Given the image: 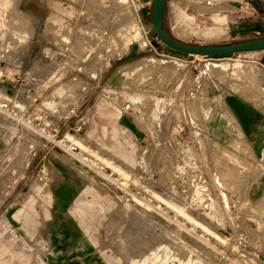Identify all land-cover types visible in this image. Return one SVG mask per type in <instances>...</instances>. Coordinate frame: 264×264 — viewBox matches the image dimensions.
I'll use <instances>...</instances> for the list:
<instances>
[{
    "label": "rangeland",
    "instance_id": "374dc122",
    "mask_svg": "<svg viewBox=\"0 0 264 264\" xmlns=\"http://www.w3.org/2000/svg\"><path fill=\"white\" fill-rule=\"evenodd\" d=\"M174 1L163 27L182 42L262 37L233 0ZM252 1L261 13L264 0ZM135 4L0 0V69L23 107L17 122L0 114V264H264L263 220L247 223L230 199L244 190L249 152L213 137L236 126L227 97L264 112V67L252 51L173 50ZM125 5L137 24L127 30ZM69 103L77 115L60 119ZM41 109L58 138L100 153L102 176L31 128Z\"/></svg>",
    "mask_w": 264,
    "mask_h": 264
},
{
    "label": "crops",
    "instance_id": "0c3cea01",
    "mask_svg": "<svg viewBox=\"0 0 264 264\" xmlns=\"http://www.w3.org/2000/svg\"><path fill=\"white\" fill-rule=\"evenodd\" d=\"M135 1L138 12L143 11V14L150 15L152 0ZM167 2L168 0H166ZM175 2L172 0V3ZM252 53L254 62L264 67V50H256ZM225 102L236 126L216 128V135L214 134L216 137L211 132H207V134L212 135L219 144L230 146L229 143L232 145L238 143V147L241 145L249 152L246 159L251 167V172H248L249 175L243 182L244 190L242 194L233 193L230 199H232L233 208L237 209L238 214L249 216L248 220H245L247 223L257 222L258 218L264 222V112L258 110L251 101L240 96L227 97ZM120 110L124 111L122 107ZM220 135L226 137L219 138ZM222 199H225L223 194Z\"/></svg>",
    "mask_w": 264,
    "mask_h": 264
},
{
    "label": "built area",
    "instance_id": "2783aa9c",
    "mask_svg": "<svg viewBox=\"0 0 264 264\" xmlns=\"http://www.w3.org/2000/svg\"><path fill=\"white\" fill-rule=\"evenodd\" d=\"M207 2L213 4V2H216V0H208ZM232 3L235 4L232 7H234L238 11L241 10L247 12L250 17L259 20L262 23V25L258 26V28H253L252 32L257 36H264V5H262V12L260 13L258 11L256 2L252 0H233ZM16 85L17 84L14 78H9L5 75V73H3L2 69H0V114L14 122H17L18 119H20L19 114L21 109L23 108L21 107V104L18 103L21 102V100L20 98H18L20 92L19 90L17 91ZM35 100L36 98H34L33 101ZM129 108V103H125L122 106L123 110H128ZM77 109L78 106L76 104L69 103L68 105H66L65 112L67 113H65L64 115L61 114L60 119L65 117L71 118L72 116H76ZM26 111L27 109L25 110V112ZM47 116L48 115L46 114V112L42 109L35 110L34 112H32V114L29 116V122L32 119L39 122L37 124L38 126H32V128H34L41 135V137L46 139V141L48 142L53 141L54 138H57V142L59 143L58 147L62 151L67 152L71 156L74 163H76L77 165L84 167L88 172H101L100 169H102V165L100 164L99 160H97L94 156L86 154V152L83 151L75 142L65 139L64 136L58 138V122L45 123ZM48 120L49 119H47V121ZM78 130L79 126L74 129V131Z\"/></svg>",
    "mask_w": 264,
    "mask_h": 264
},
{
    "label": "water",
    "instance_id": "95a60500",
    "mask_svg": "<svg viewBox=\"0 0 264 264\" xmlns=\"http://www.w3.org/2000/svg\"><path fill=\"white\" fill-rule=\"evenodd\" d=\"M166 0H152L150 22L157 37L169 48L202 56H221L242 51L264 50V36L235 43L225 44H189L178 40L163 27V14Z\"/></svg>",
    "mask_w": 264,
    "mask_h": 264
},
{
    "label": "bare ground",
    "instance_id": "6f19581e",
    "mask_svg": "<svg viewBox=\"0 0 264 264\" xmlns=\"http://www.w3.org/2000/svg\"><path fill=\"white\" fill-rule=\"evenodd\" d=\"M152 2V1H151ZM233 2V1H232ZM231 5L233 6V5H235L234 3H231ZM123 6V5H122ZM122 8V7H121ZM120 14L123 16L124 15V17H127V20H124L123 22L124 23H122V26L120 27V29H128V28H134V27H136L137 26V24H136V21H135V17H136V13L134 12V11H132L130 8H129V6H127V5H125L123 8H122V10H121V12H120ZM119 15V14H118ZM119 31H121V30H119ZM124 31V30H123ZM122 32V31H121ZM239 65V64H238ZM236 69V68H235ZM226 70V68H224V67H222V66H220V72H224ZM246 70H247V67H246V65H244V64H241L239 67H238V70H237V72L238 73H244V72H246ZM32 128V127H31ZM33 130V129H32ZM35 130V129H34ZM27 134V133H26ZM69 136V135H68ZM75 139V138H74ZM77 139V138H76ZM73 141H75V140H73ZM79 141V140H78ZM78 141H77V143H78ZM81 143V142H80ZM79 144V143H78ZM82 144V143H81ZM94 150V149H93ZM96 153H97V151H96ZM100 154V153H99ZM99 154L97 153V155H98V157H99ZM98 157H97V159H98ZM102 161V160H101ZM76 164V163H75ZM115 165V164H114ZM79 166V165H78ZM116 166H118V165H116ZM81 167V166H80ZM83 168V170L84 171H86V172H88L84 167H82ZM118 168V167H117ZM120 169V168H119ZM124 172V171H123ZM90 173V172H89ZM99 173V172H98ZM100 175H101V173H99ZM103 174V173H102ZM96 176V175H95ZM102 176V175H101ZM106 176V175H105ZM107 177V176H106ZM105 177V178H106ZM107 178H109V177H107ZM111 178V177H110ZM100 179H101V177H100ZM112 179V178H111ZM100 181V180H99ZM107 181H108V179H107ZM107 181H106V184H107ZM115 181V180H114ZM110 184L112 183V182H109ZM108 183V184H109ZM114 183V182H113ZM114 185V184H113ZM106 186H108V185H106ZM110 186V185H109ZM108 186V187H109ZM115 186V185H114ZM114 186H110V187H114ZM114 188H116V187H114ZM113 188V189H114ZM117 188H118V186H117ZM120 189V188H119ZM115 190V189H114ZM131 198H132V200L135 202V203H137V204H139V205H142L143 207H146V208H149V206L150 205H147V203H144L143 201H141L140 199H138V198H136L135 196H133V195H131ZM146 204V205H145ZM151 207V206H150ZM150 209H152V208H150ZM149 209V210H150ZM148 210V209H147ZM190 218H191V216H190ZM192 219V218H191ZM203 225V224H202ZM210 230V229H209ZM216 232V231H215ZM206 253V252H205ZM258 264V263H257Z\"/></svg>",
    "mask_w": 264,
    "mask_h": 264
}]
</instances>
